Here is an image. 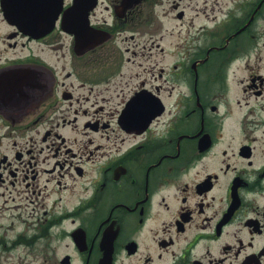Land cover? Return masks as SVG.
<instances>
[{"label":"flooded vegetation","instance_id":"1","mask_svg":"<svg viewBox=\"0 0 264 264\" xmlns=\"http://www.w3.org/2000/svg\"><path fill=\"white\" fill-rule=\"evenodd\" d=\"M245 3L0 0V264H264Z\"/></svg>","mask_w":264,"mask_h":264},{"label":"rangeland","instance_id":"2","mask_svg":"<svg viewBox=\"0 0 264 264\" xmlns=\"http://www.w3.org/2000/svg\"><path fill=\"white\" fill-rule=\"evenodd\" d=\"M238 1L241 4V6L246 4L245 0H238ZM168 33H169L168 34L169 36L170 35L173 36V39H176V40L185 39V41H188L189 39H196L198 37L195 29H191L189 32L177 30V31H171V33L170 32ZM170 39L172 40V37H170ZM162 48H163V52H162L161 58H162V61L163 60L166 61L168 59V54L172 48L168 47L167 45H164V43H162ZM180 52H181V49L177 48L178 56L181 55Z\"/></svg>","mask_w":264,"mask_h":264},{"label":"water","instance_id":"3","mask_svg":"<svg viewBox=\"0 0 264 264\" xmlns=\"http://www.w3.org/2000/svg\"><path fill=\"white\" fill-rule=\"evenodd\" d=\"M22 23V22H21Z\"/></svg>","mask_w":264,"mask_h":264}]
</instances>
